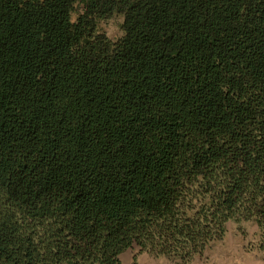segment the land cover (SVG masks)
Returning <instances> with one entry per match:
<instances>
[{
  "label": "trees",
  "instance_id": "16d2710c",
  "mask_svg": "<svg viewBox=\"0 0 264 264\" xmlns=\"http://www.w3.org/2000/svg\"><path fill=\"white\" fill-rule=\"evenodd\" d=\"M243 222L264 253V0H0V264H190Z\"/></svg>",
  "mask_w": 264,
  "mask_h": 264
},
{
  "label": "rangeland",
  "instance_id": "374dc122",
  "mask_svg": "<svg viewBox=\"0 0 264 264\" xmlns=\"http://www.w3.org/2000/svg\"><path fill=\"white\" fill-rule=\"evenodd\" d=\"M83 7L76 5L73 21H77ZM124 16L115 15L108 20L98 23V30L105 34L113 42H118L124 37ZM259 231L252 222L228 225V232L221 241L213 243L205 255L194 259L190 264H264V253L259 250ZM181 264L164 257H158L147 253L140 254L137 247L125 252L122 264Z\"/></svg>",
  "mask_w": 264,
  "mask_h": 264
}]
</instances>
